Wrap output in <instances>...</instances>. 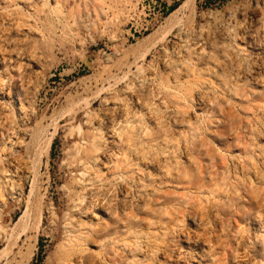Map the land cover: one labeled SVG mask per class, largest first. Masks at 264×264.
Masks as SVG:
<instances>
[{
    "label": "rangeland",
    "instance_id": "374dc122",
    "mask_svg": "<svg viewBox=\"0 0 264 264\" xmlns=\"http://www.w3.org/2000/svg\"><path fill=\"white\" fill-rule=\"evenodd\" d=\"M157 1L0 0V264H264V0Z\"/></svg>",
    "mask_w": 264,
    "mask_h": 264
},
{
    "label": "bare ground",
    "instance_id": "6f19581e",
    "mask_svg": "<svg viewBox=\"0 0 264 264\" xmlns=\"http://www.w3.org/2000/svg\"><path fill=\"white\" fill-rule=\"evenodd\" d=\"M186 0H184V2H185ZM256 1H258V0H256ZM257 5V4H256ZM18 6V5H17ZM186 6V5H185ZM258 6V5H257ZM259 7V6H258ZM258 7H256L255 6V9L256 8H258ZM263 8V7H262ZM257 10H259V9H256L255 11H257ZM53 11V10H52ZM254 11V12H255ZM261 11V10H260ZM262 11H263V9H262ZM261 11V13H263ZM256 13V12H255ZM257 14H258V12H257ZM255 15V14H254ZM259 15V14H258ZM259 20H260V18H259ZM255 22H258V21H255ZM260 24V23H259ZM204 27V26H203ZM240 27H247L246 25H244V24H238V23H233V24H230V25H227V26H217L216 27V31L217 32H222V31H224L225 29H230V30H233V31H237ZM256 28L257 27H254V29L256 30ZM174 30H176V29H174ZM180 30V27H178L177 28V31H179ZM253 30V29H252ZM181 31V30H180ZM253 32H254V30H253ZM187 33V32H186ZM262 33H264V32H262ZM178 34V33H177ZM177 34H176V36H177ZM183 34H185V32H183ZM188 35V34H187ZM236 35V32H234V36ZM186 36V35H185ZM205 38V37H204ZM185 39V38H184ZM257 40V39H256ZM200 43V42H199ZM198 43V45H200ZM250 43V42H249ZM198 45H197V48H198ZM261 59V58H260ZM11 60V59H10ZM10 62V61H9ZM248 62H249V65H248V68L246 69V70H248V71H250V68H252V67H254L255 66V62H252L251 60H248ZM262 72H255L254 74H256V76L255 77H253L251 74H249L248 75V79L246 78L247 76H244V81L242 82V84H235V86L233 87L234 88V93L235 94H237V93H239V94H244V90H245V87L247 86V85H249L250 84V81H252V80H254V82H259V81H263L264 82V78H263V76H262V74H261ZM246 74H247V72H246ZM243 76V75H242ZM174 78V77H173ZM5 80H7V79H5ZM3 83H4V81H3ZM3 83L1 84L2 86H3ZM228 88H229V86L230 85H226ZM4 87V86H3ZM231 89V88H230ZM197 91V90H196ZM138 94V93H137ZM142 96V95H141ZM144 96V95H143ZM208 96V95H207ZM144 98H145V96H144ZM146 99V98H145ZM141 101H143V100H141ZM150 102V101H149ZM149 102H147V104H149ZM151 103V102H150ZM152 104V103H151ZM150 104V105H151ZM153 105V104H152ZM155 106V105H154ZM151 107V106H150ZM4 108V107H3ZM156 108V107H155ZM158 110V109H157ZM156 110V111H157ZM159 111V110H158ZM158 111H157V113H158ZM174 112V111H173ZM157 113H155V116H156V114ZM16 119V118H15ZM16 122H18L17 121V119H16ZM20 122V121H19ZM117 124V123H116ZM19 126V125H18ZM24 131V130H23ZM23 133V132H22ZM28 134H29V132H28ZM136 134V133H135ZM14 135V134H13ZM16 135V134H15ZM31 135V134H30ZM125 139L127 140V139H132V135L130 134V133H125ZM32 138V137H31ZM11 141V140H10ZM13 143V142H12ZM11 143V144H12ZM16 145V144H15ZM8 146V145H7ZM11 146V145H10ZM183 146V145H182ZM9 162H10V160H9ZM21 164H23V167L25 168V173L27 174V173H31L30 172V165L28 164V161L26 160V159H19L18 161H16V164H14L15 166L14 167H17V166H21ZM4 166V165H3ZM152 167V166H151ZM6 169V168H5ZM32 171V170H31ZM6 172H7V170H6ZM20 172H22V171H20ZM16 173H18V172H16ZM6 174V173H5ZM8 174V173H7ZM6 174V175H7ZM12 174V173H11ZM22 174V173H21ZM20 174V175H21ZM35 173H33V175H34ZM15 176V175H14ZM35 176V175H34ZM26 179V178H25ZM24 179V180H25ZM17 180V179H16ZM120 181H123V180H120ZM4 184V183H3ZM119 184H120V190L124 193V187H123V184H122V182H119ZM5 186H7V185H5ZM92 187V186H91ZM90 187V188H91ZM104 188V187H103ZM127 188V187H126ZM99 189H101V188H99ZM17 190V189H16ZM19 190V189H18ZM120 191V192H121ZM19 193V192H18ZM95 194H96V192H95ZM106 200L107 199H105V202H106ZM120 203V202H119ZM104 205V204H103ZM107 206V205H106ZM46 215V214H45ZM45 218V217H44ZM44 221V220H43ZM45 221H47V220H45Z\"/></svg>",
    "mask_w": 264,
    "mask_h": 264
},
{
    "label": "trees",
    "instance_id": "16d2710c",
    "mask_svg": "<svg viewBox=\"0 0 264 264\" xmlns=\"http://www.w3.org/2000/svg\"><path fill=\"white\" fill-rule=\"evenodd\" d=\"M174 6H175V4H170V5L167 7V12L170 11V10H172V9L174 8ZM174 9H175V8H174ZM174 9H173V10H174ZM173 10H172V11H173ZM172 11H171V12H172Z\"/></svg>",
    "mask_w": 264,
    "mask_h": 264
},
{
    "label": "built area",
    "instance_id": "2783aa9c",
    "mask_svg": "<svg viewBox=\"0 0 264 264\" xmlns=\"http://www.w3.org/2000/svg\"><path fill=\"white\" fill-rule=\"evenodd\" d=\"M156 0H154V2H155ZM156 5L159 7V5H160V0H158L157 2H156Z\"/></svg>",
    "mask_w": 264,
    "mask_h": 264
}]
</instances>
